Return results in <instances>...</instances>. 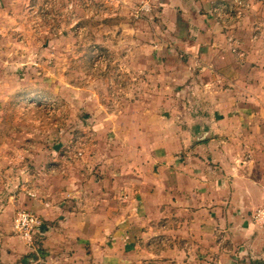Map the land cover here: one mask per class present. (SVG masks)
Listing matches in <instances>:
<instances>
[{
	"label": "crops",
	"instance_id": "1",
	"mask_svg": "<svg viewBox=\"0 0 264 264\" xmlns=\"http://www.w3.org/2000/svg\"><path fill=\"white\" fill-rule=\"evenodd\" d=\"M121 1L143 4L139 33L149 39L134 50L168 85L125 123L135 133L116 146L132 153L111 176L106 164L97 180L58 168L52 148L33 149L14 170L0 156V264H109L108 256L124 264L159 254L180 263L202 253V241L214 243L209 264H264V225L253 219L264 206V0ZM110 182L127 216L105 225ZM20 209L43 221L36 252L12 230ZM159 240L173 245L154 251Z\"/></svg>",
	"mask_w": 264,
	"mask_h": 264
},
{
	"label": "rangeland",
	"instance_id": "2",
	"mask_svg": "<svg viewBox=\"0 0 264 264\" xmlns=\"http://www.w3.org/2000/svg\"><path fill=\"white\" fill-rule=\"evenodd\" d=\"M135 6L121 0H0V91H5L0 96V156L8 157L7 167L20 166L33 149L52 148L58 168L67 163L97 180L101 166L106 164L104 173L111 176L118 160L131 156L116 146V138L135 133L125 124L129 117L138 120L142 108L158 104L156 92L168 85L157 67H143L142 51L134 50L149 39L139 33L145 28L139 23L143 4ZM173 103L172 110L178 109V101ZM111 182L109 211L98 217L105 225L113 224V215L115 221L127 216L123 208L121 214L115 209ZM213 244L197 243L203 252L180 263L159 254L126 257L124 264H209L213 260L206 259V251ZM172 245L159 240L151 247L159 251ZM106 258L110 264L113 258Z\"/></svg>",
	"mask_w": 264,
	"mask_h": 264
},
{
	"label": "built area",
	"instance_id": "3",
	"mask_svg": "<svg viewBox=\"0 0 264 264\" xmlns=\"http://www.w3.org/2000/svg\"><path fill=\"white\" fill-rule=\"evenodd\" d=\"M253 219L264 225V206L256 210ZM42 227L43 221L35 213L28 210H17L12 219L13 232L34 252L39 249Z\"/></svg>",
	"mask_w": 264,
	"mask_h": 264
}]
</instances>
